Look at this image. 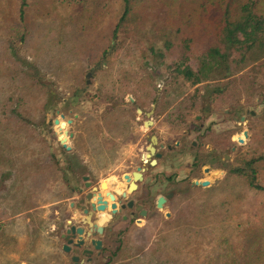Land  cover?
I'll return each mask as SVG.
<instances>
[{"label": "rangeland", "instance_id": "rangeland-1", "mask_svg": "<svg viewBox=\"0 0 264 264\" xmlns=\"http://www.w3.org/2000/svg\"><path fill=\"white\" fill-rule=\"evenodd\" d=\"M18 4L19 0H0V149H6L11 160L24 162L28 188L33 187L35 160L45 164L42 182L49 186L51 164L56 160L60 167L67 160L75 164L80 147L85 145L84 138L77 136L74 141L77 152L73 156L60 150L52 123L54 118L61 120L59 114L63 120L74 113L96 118L108 111L122 117L124 106L137 97L139 103H133L132 110L136 104L141 110L134 119L139 142L135 148L129 143L127 151L124 150L123 157L134 154L126 161L127 169L136 166L135 152H145L150 135L171 145L180 139L185 145L183 151L161 150L164 157L151 171L152 179L141 186L138 196L132 195L143 205L152 206L144 224L139 221L137 226L134 220L139 217L134 216L118 234L105 236L110 244L107 247L117 243L120 251L117 258L100 263L220 264L221 261L211 257L217 247L211 240L214 233L242 236L236 232L264 231V192L248 187L245 174L233 170L253 166L256 182L264 185V163L255 160L251 166L245 165L259 152L264 153V58L225 78L190 84L167 65L179 59L186 39L201 45L211 35L201 31L197 19L183 22L177 13L178 6L168 7L162 0H140L128 12L123 27L116 31L113 40L117 44L111 48L109 43L121 13V0H28L25 19L19 27L11 21ZM220 12L219 6L209 5L204 16L215 23ZM15 28L26 29L23 40L13 38ZM9 41H14L10 46L20 61L29 63L31 74L41 79L39 84L22 77L20 68L25 66L9 55ZM148 42L156 47L166 46L161 50L163 63L159 66L152 67L143 61L145 66L140 67V49ZM96 67L101 70H95ZM230 79L235 81L231 83ZM77 82L83 86L72 100L69 96ZM112 82L129 87V92L121 96L117 86L110 88ZM48 92L54 97L47 100ZM150 110L146 117L143 112ZM197 115L200 117L196 121ZM25 120L29 124L23 123ZM145 120L152 125L144 126ZM194 123L201 124L200 131L185 133ZM87 126L90 130L85 131L84 137L97 135L98 125ZM243 130L246 137L242 136ZM237 136L243 139L242 143L236 141ZM190 141L197 146L191 148ZM86 143L89 148L96 147ZM66 145L70 149L71 144ZM208 148L224 153L226 165H209L205 161L210 156ZM39 168L38 165L36 169ZM63 170L60 177L67 175L69 183L76 177V182H80L75 169L70 170L74 174ZM205 179L209 180L207 186L191 185L192 180ZM88 188L84 187L81 195ZM169 191L173 193L171 198L161 208H153L155 198ZM145 192L148 197L142 201ZM221 201L224 203L220 204ZM50 216L55 213L51 214L49 204H44L41 264H68L66 258L62 261L59 242L54 238V230H50V224L54 227L56 222L62 223L65 207L60 206L59 220H51ZM213 217H222L229 224L230 234L225 229L219 231L217 223H211ZM236 224L240 225L238 230L234 228ZM36 263H40L38 258ZM26 264H31V260Z\"/></svg>", "mask_w": 264, "mask_h": 264}, {"label": "crops", "instance_id": "crops-1", "mask_svg": "<svg viewBox=\"0 0 264 264\" xmlns=\"http://www.w3.org/2000/svg\"><path fill=\"white\" fill-rule=\"evenodd\" d=\"M116 86L121 92H129V87H126L123 84L111 85L110 87L116 88ZM132 101H134L133 98L129 105L124 106L123 113H125V115L122 117L119 115H113L111 111H108L107 115L104 114L96 118L84 115L79 116L75 113L71 118H66L70 119V123L65 127V137L66 142L71 145L70 149L69 147L66 149L60 145V150H62L64 154L71 153V156H73V154L77 152L74 149V141L77 136L84 138L83 142L85 145L80 147L78 156L81 157V159L77 157V162L75 164L71 160H67V163L63 162L64 167L63 165L61 167L59 166L60 162H58V160L51 164V168L48 170L49 175L47 176L49 177V186H47V184L43 185L42 182L45 164H42L39 161L40 164L35 160V170L32 177L33 187L28 188L27 180L25 178L27 175L23 173L25 170L24 162L20 159L11 160L8 156V151L3 148L0 149V264H26L27 260H31V264H37V258L39 259V264H41L43 256L44 204H49L51 214L52 211L55 213V216H50L51 220L53 218L59 220L60 206L65 207V217L63 218L62 223L59 224L56 222L54 227L50 224V230H54V238L59 242L62 261H64L63 258H66L68 264H74L71 260V256L73 255H76L77 257L80 256V260H78L77 264H102L100 262L105 261V259L109 261L111 258H117L120 251L119 246L116 245V243L114 246L107 247L109 242L106 241L105 236H115V234H118L121 228L129 222L124 221L121 218L119 211H116L113 215L110 214V201L108 200V197H105L104 193L106 191H113L118 186L117 183L110 184V179L113 178L115 181L122 180L124 183L123 179H121L122 174L129 173L134 170L137 165H140V154L144 153L143 151L138 154V151H136V159L134 161V165L136 166L131 169L126 168V161H129L134 154H126L125 157H123L125 154L124 150H126L129 143L135 148L139 142V136H137L138 125L134 124V119L136 120L138 118V112L136 109H138L139 106L136 104L135 108L132 110ZM114 108L118 109V106L116 105ZM128 113L130 115H128ZM92 123L98 125L99 129L97 135H90L89 138L91 139H89L86 137V134L84 137V133L86 130H90L87 125ZM156 137L158 142L164 143V141L158 136ZM87 141L91 145L93 144V146L96 145V147H87ZM133 147L131 150H133ZM156 149L160 151L158 147H156ZM162 160L163 157L157 159L155 165L143 166L145 168L142 172V179L137 182V188L135 191L127 194L126 197H132L133 194L138 196L137 193L139 192V189L142 185H145V183L152 179V176L150 177L151 171L158 167ZM38 165L40 168L37 170L36 168H38ZM68 167L72 169H69ZM63 168H66L69 173H72L75 169L77 174L80 175V182H76V177L72 178L73 180H71L70 183L67 181V175L60 177V173H64ZM70 170H72V172ZM73 176L74 175H72V177ZM38 182L39 186L36 185ZM104 182L106 183L105 186H103ZM86 183H89V188L86 186ZM124 185L125 184L120 187L121 190H125ZM90 186H97L95 195L99 192L103 198L107 199L108 203V206L104 211H90L91 215L89 216V219L92 223H97L100 217L104 215L108 216L107 219L100 224V231L96 228L94 229V227L91 229V226L84 223L83 219L85 214L80 210L81 204L83 206H89L88 201H82V203L80 201L90 190ZM82 187L88 188L84 191L83 195H81ZM125 199L126 198H123L120 195L114 194V202L117 204L116 206L118 208ZM132 199L134 201L137 200L134 197H132ZM88 210L90 209L88 208ZM147 216L148 215L145 217L138 216L139 218L135 219L134 223L138 226V222L142 221L141 225L144 224V219H146ZM69 222L70 224L81 226L84 231L91 230V233H93V236L90 237L83 235V238L85 239V247L91 250V256L88 261L83 260L84 258L80 255V247L70 244V250L68 252L63 251L61 248L64 239L60 237V234ZM90 238L99 239L101 241V249L99 251H97L98 249H93L89 242ZM112 239L113 238H111V245H113ZM33 258L34 260H32Z\"/></svg>", "mask_w": 264, "mask_h": 264}, {"label": "trees", "instance_id": "trees-1", "mask_svg": "<svg viewBox=\"0 0 264 264\" xmlns=\"http://www.w3.org/2000/svg\"><path fill=\"white\" fill-rule=\"evenodd\" d=\"M27 1L19 0L15 14L16 20H14L15 16L11 18V21H14L18 27V24L25 19L24 14ZM139 1L121 0V13L114 25L112 40L109 43L111 48L117 44L113 40L116 31L120 26L123 27L128 12ZM162 3L168 7L172 6V8L178 6L177 13L183 22L187 23L189 20L196 21L197 19L201 31L207 35H211L201 45L192 43L186 39L182 43L183 51L180 53L179 59L173 60L171 64L168 63L167 65L176 76L189 81L190 84H197L201 81L216 78H225L264 58V0H162ZM209 5H217L221 9L220 18L215 23L207 20L204 16L206 8ZM25 30L23 28H15L13 38L20 41L23 40V31ZM13 42H8L9 55L17 58L18 62L25 66L20 68L22 77L25 80L28 78L33 84L40 82L41 79L38 76L31 74L32 70L29 68V63L20 61L17 57L14 49L10 46ZM163 48H166V46L156 47L150 42L143 45L140 49V58H142L140 67L145 66L143 61L149 62L152 67L163 63V58H161V50ZM103 52H106L105 48ZM146 54L150 55L148 59H145L144 55ZM25 68L26 70H24ZM119 68H121V65H119ZM95 70L99 71L101 67H96ZM234 81L229 80L231 83ZM80 83H76L78 85L75 86L70 94V99L75 100L77 98V93L81 91V86H83V83ZM112 85H115V83L112 82ZM110 88L113 89L112 87ZM212 92L211 90L209 91L210 97H212ZM217 92H220V89H217ZM124 93L122 92L121 96ZM51 97H54L53 94L48 92L47 100ZM8 99L11 100L12 98L9 96ZM137 99V97L134 98L133 103L137 102L138 104L139 101ZM262 99H264V96ZM128 103L131 102L128 101ZM112 105L115 106L116 103ZM249 114L252 115L254 112H249ZM14 116L19 115L15 114ZM23 123L29 124L26 120ZM255 160L264 163V153L259 152L254 158L247 160L245 165L251 166ZM233 170L234 172H243L245 174L248 187L264 192V185L256 182L253 166L248 168V170H243V168H235ZM221 202L220 204L224 203L223 201ZM211 223H217L215 227L219 231L225 229L228 232L231 230L228 227L229 224L222 217L217 219L213 217ZM239 227V224L234 226L236 230ZM228 233L230 234V232ZM236 233L242 236L234 234L230 236L221 232L214 233L211 240L215 241L217 247L214 248L211 257L221 261L220 264H264V231H237ZM209 257V255H204V258ZM205 264H212V262H206Z\"/></svg>", "mask_w": 264, "mask_h": 264}, {"label": "water", "instance_id": "water-1", "mask_svg": "<svg viewBox=\"0 0 264 264\" xmlns=\"http://www.w3.org/2000/svg\"><path fill=\"white\" fill-rule=\"evenodd\" d=\"M86 76H89V73L86 74ZM88 82V80L86 81ZM138 113H140V109H136ZM59 120L58 118H54L52 120L53 123V129L56 133V139L59 142V144L68 149V146L66 145V131L64 129V125H67L70 123V119H65L63 120V115L59 114ZM240 120H242V117H240ZM143 125H146L145 122H143ZM242 136L246 137L247 132L246 130L242 131ZM236 141L238 143H242L243 139L240 136L236 137ZM156 143V137L154 135H151L149 137V143L146 145L145 150L146 153L141 155L142 163H145L147 161V158H149L151 155H156L154 152V144ZM230 150H233V147L230 148ZM155 163V159L152 158L149 161L150 165H153ZM144 171L143 167L141 166H136L134 170L130 171L129 173H124L122 174V180H117L115 181L113 178L110 179V184H116L117 187L113 191H106L104 193L105 197H108V200L110 201L109 203V211L110 214H114L116 211H119L120 208L124 207H131L132 205V199H128L126 203H122L119 205V208L116 206L117 204L114 202V194L120 195L123 198H126V195L129 193H132L135 191L137 188V182L142 179V172ZM124 185L125 190H121L120 187ZM192 185H200V186H207L209 184V180H192L191 181ZM86 186H89V183H86ZM97 189V186H90V190L87 192V194L84 196V198L81 199L82 201H88L89 206L86 207L85 205L83 206L82 204L80 205V210L85 214L84 217V223L88 224L89 226L96 228L98 231H100V224L102 221H105L108 216L104 215L100 217V219L97 221V223H92V221L89 219L90 211H104L106 207L108 206L107 199L103 198L100 193L98 192L95 195V191ZM95 195V197L93 196ZM171 196V193H167L166 195L158 196L155 200V207L156 208H161L162 204L166 200V198H169ZM88 208L90 210H88ZM136 209L139 211L140 216H144L146 213V210L142 208L141 206H136ZM168 214V213H166ZM83 235H86L87 237L93 236V233H91V230L89 231H84V229L81 226H75L74 224L68 223V225L65 227L64 231L60 234V237L64 239V243L62 244L61 248L63 251L68 252L70 250V244L76 246V247H81L84 245V238ZM90 244L92 245L93 249H99L101 247V241L99 239L95 238H90L89 239ZM84 252H91L89 249H85ZM78 257L76 255L71 256V260L76 264Z\"/></svg>", "mask_w": 264, "mask_h": 264}, {"label": "flooded vegetation", "instance_id": "flooded-vegetation-1", "mask_svg": "<svg viewBox=\"0 0 264 264\" xmlns=\"http://www.w3.org/2000/svg\"><path fill=\"white\" fill-rule=\"evenodd\" d=\"M141 111V110H140ZM152 112V110H150V111H148L147 113H145V112H143L144 114H145V116L146 117H148L149 116V114ZM199 115H197L196 116V121L199 119ZM143 122H145L146 123V125H151V121H149V120H145V121H143ZM145 126V125H144ZM200 127H201V124L200 125H196L195 123L191 126V128L192 129H187L186 131H185V133H189L190 131H194L195 133H198L199 131H200ZM151 136V135H150ZM149 136V137H150ZM155 136V135H154ZM149 137H148V143H149ZM156 137V136H155ZM147 143V144H148ZM189 145H190V147L192 146L193 148H195V146H197L196 145V143L195 142H192V141H190L189 142ZM154 146V152L156 153V155L154 156V155H151L149 158H147V161L145 162V163H142V159H141V155L142 154H144V153H146V150H145V152L144 153H141L140 154V165H137V166H141V167H143V166H145V165H150L149 164V161L152 159V158H154L155 159V163H156V161H157V159H160V158H162V157H164V155H163V153H162V149H165L167 152H174V151H179L180 149H181V151H183L184 149H185V145H183V142H182V140H180V139H178V140H176V141H174L173 142V144L171 145V144H168V143H161V142H158L157 141V137H156V143L153 145ZM146 147V146H145ZM156 147H158L159 149H160V151H158L157 149H156ZM191 147V148H192ZM225 152V151H224ZM208 153H209V155L210 156H208L206 159H205V161L207 162V163H209V165H212V164H221L222 166H225L226 165V162H227V159L224 157V153H222V154H219V153H216V151H215V149L214 148H208ZM168 158H171V155H169L168 156ZM155 163L153 164V165H155ZM145 167H143V169H144ZM208 167H206V171H208ZM192 185V184H191ZM167 193H171V196L173 195V193L171 192V191H169V192H167ZM167 193H161V194H159L158 196H160V195H162V196H164V195H166ZM157 196V197H158ZM171 196L169 197V198H171ZM145 197H148L147 195H146V192L144 193V195H143V197L140 199V200H145ZM156 197V198H157ZM156 198H155V200H156ZM169 198H166V200H168ZM128 199H132L131 197H126V199L124 200V204L126 203V201L128 200ZM155 200H154V204H153V208H156L155 207ZM165 200V201H166ZM164 201V202H165ZM138 202H141V201H139V200H136V201H134L133 199H132V205H131V207L129 208V207H124V208H120L119 209V214L121 215V218L124 220V221H127V222H131V221H133V219H134V216H140L139 215V211L136 209V206H141L142 208H144L145 210H146V213H145V215L144 216H141V217H145L146 215H148V213H149V211L152 209V206L151 205H148V204H144V205H146L145 207L143 206V202H141L142 204H139ZM122 204V203H121ZM80 205V204H79ZM86 206V205H85ZM87 207V206H86ZM123 213V214H122ZM75 226H77V225H75ZM65 229V228H64ZM64 231V230H63ZM81 248V251H80V255L84 258L83 260H86V261H88V259L90 258V253L91 252H84V250L85 249H87L86 247H85V245H83V246H81L80 247ZM101 249V247L97 250V251H99ZM79 258L77 259V261H76V264H77V262H78V260H80V256H78ZM74 263V262H73Z\"/></svg>", "mask_w": 264, "mask_h": 264}, {"label": "bare ground", "instance_id": "bare-ground-1", "mask_svg": "<svg viewBox=\"0 0 264 264\" xmlns=\"http://www.w3.org/2000/svg\"><path fill=\"white\" fill-rule=\"evenodd\" d=\"M65 126H66V125H64V128H65ZM105 185H106V183L104 182V183H103V186H105ZM93 196L95 197V195H93Z\"/></svg>", "mask_w": 264, "mask_h": 264}]
</instances>
